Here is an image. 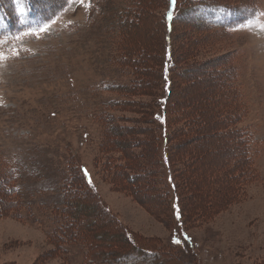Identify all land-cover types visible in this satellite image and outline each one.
<instances>
[{
	"label": "rangeland",
	"instance_id": "rangeland-1",
	"mask_svg": "<svg viewBox=\"0 0 264 264\" xmlns=\"http://www.w3.org/2000/svg\"><path fill=\"white\" fill-rule=\"evenodd\" d=\"M33 1L30 12L15 0L11 20L24 28L0 36V264H100L74 237L85 221L119 255L144 248L151 258L137 264H264V0H179L164 137L154 114L166 0H137L146 9L127 31L118 20L133 0ZM200 4L236 9L222 18L237 25L200 27L196 16L216 22L222 11ZM60 175L83 195L79 211L64 205Z\"/></svg>",
	"mask_w": 264,
	"mask_h": 264
},
{
	"label": "trees",
	"instance_id": "trees-1",
	"mask_svg": "<svg viewBox=\"0 0 264 264\" xmlns=\"http://www.w3.org/2000/svg\"><path fill=\"white\" fill-rule=\"evenodd\" d=\"M24 5H25V9H27V11L33 12L36 8H35V3L33 0H22ZM133 5H131L130 10L124 11L123 13H121L119 15V20H118V24L122 27V29L124 31H127L129 28H131V24L133 22H135L136 20L139 19V16H141V13H143V10L146 9V7L143 6V4H141L139 1L137 0H133ZM178 4H179V0H176L175 6L173 7L170 3V0H166V9L163 13V27H164V31H165V44H167L165 46L164 49V62L162 65V82H163V93H164V98L159 102V111H157L158 113H155L154 116L155 118H157L161 124V136H165L166 135V126L169 122L167 115H168V111L165 112V108H166V98H168L171 94L170 92V88H171V78H170V70L174 68V61H173V53L172 50L170 48V45L168 43L169 41V36L170 34L173 33V29H174V25L176 24V22L178 21V16H179V9H178ZM135 8H134V7ZM11 7L13 9V12L10 13V8H7L6 5H4L1 0H0V18H1V30H0V36H5L6 34L12 32V34H14L16 31L17 33L19 31H21L24 27V22H19L17 24V30L15 31L14 28V22L11 20V18H15V19H19V11H18V5L15 3V0H11ZM198 10L199 11H206V12H214V11H221V15L220 18H222V15H233L232 12H234V8H230L228 5H208V4H200L198 6ZM143 9V10H142ZM169 11L172 12V19L169 20L167 18ZM216 13V12H215ZM198 15V14H197ZM204 15V14H203ZM218 19L221 20V22H219L218 20L216 22H214V19H205L202 16V13L196 16L195 22H199L200 23V27L204 28V29H208V30H217L222 32V34H226L229 33V31H231L232 29H234V27L237 25L235 22L233 21V19L231 21H227V22H223V18L222 19ZM242 21V20H240ZM239 21V22H240ZM137 22V21H136ZM197 23V24H199ZM139 45H133V48H135L134 50L137 52V54L139 55H143V52H140L139 50ZM152 45H148V52H150L152 50ZM139 51V53H138ZM151 53V52H150ZM145 57V56H144ZM143 57V58H144ZM146 58V57H145ZM135 71L136 70H141L139 67L138 62H133ZM139 72V71H138ZM141 73H139L138 75H140ZM141 76V75H140ZM223 97V96H222ZM170 139V138H169ZM165 159L163 160V166L165 167V169H168L171 167L170 163L171 161H173L174 156L171 154H165ZM84 167H80L79 168V173L81 175V178L83 179L85 185H89L88 182V177H90V174L88 173V177L85 176L84 174ZM60 189H61V193H62V200L65 202L64 205L66 206V208L68 209V207H72L73 209H77V211L80 210V207H83L82 204L77 203L75 204V199L76 197L82 196L78 194L76 196L75 191L72 190V186L71 184L68 183L67 179H64L63 176L60 175ZM91 179V177H90ZM166 182L170 188V190L173 193V197H172V218L174 220H176L178 222V224L180 225L182 220V216H181V205L179 203V194L177 192V187L174 183L173 180V176L171 173H169L168 176H166ZM8 188V187H7ZM2 190V188L0 189V191ZM2 192V198L5 199L6 202V195H3V191ZM10 192V190H9ZM82 194V193H81ZM76 196V197H75ZM2 198H0V201H2ZM85 202L87 198H84ZM5 204V203H4ZM4 207H6L7 209H9V205L5 204L3 205ZM2 206H0V211H2L1 208ZM67 209L64 210L63 212V217L65 218V224L63 226V229H59L61 232H63V237L64 239L67 238H71L73 236V232H75L73 229H71L74 226L75 222H69V215L67 214ZM93 214V212H92ZM68 219V221L66 220ZM71 219V217H70ZM70 221H74L73 219ZM87 222H83L81 223V225L75 226L77 227L78 232L76 231V233H74V237H77L79 241L84 242L85 245L91 249H93L95 251V253L93 254L95 259H98V262L100 264H119L121 262H126L129 261L130 259L133 260V264H137L139 261H143L146 260V257H150L151 255H147L145 252V249L142 247H138V246H134L131 247L132 249H130V252L128 250V253H126L125 255H119V250L121 249V247L114 245L112 238H109L107 236H103L101 235V239L103 238V244L100 243L98 240H95L94 238H92L90 236V231H87L85 229H81V228H86ZM56 231V230H55ZM72 231V232H71ZM57 234H59V232L57 231ZM128 236V235H127ZM76 238V239H77ZM111 249H114V251H111ZM145 261V262H146Z\"/></svg>",
	"mask_w": 264,
	"mask_h": 264
},
{
	"label": "snow or ice",
	"instance_id": "snow-or-ice-1",
	"mask_svg": "<svg viewBox=\"0 0 264 264\" xmlns=\"http://www.w3.org/2000/svg\"><path fill=\"white\" fill-rule=\"evenodd\" d=\"M84 2H85V0H80L81 5H83ZM170 3H171V5L174 7V6H175V3H176V0H170ZM89 7H90V4H89ZM167 18H168L169 20L172 19V12H171V11H169ZM260 30H261V31H264V24H261V25H260ZM41 31H44V29L42 28ZM3 58H4L3 53H0V59H3ZM84 174H85L86 177H88V173H87L86 170H84ZM88 182H89V184H91V179H90V177H88ZM183 239H184V240H189L190 238L187 237L186 235H184ZM173 243H174V244H181L182 241H181L180 238H178V237H174V238H173Z\"/></svg>",
	"mask_w": 264,
	"mask_h": 264
}]
</instances>
